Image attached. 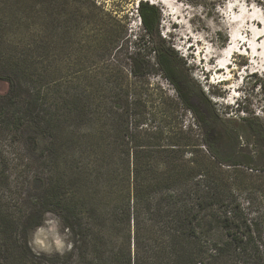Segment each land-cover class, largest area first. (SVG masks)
<instances>
[{
  "label": "trees",
  "instance_id": "obj_1",
  "mask_svg": "<svg viewBox=\"0 0 264 264\" xmlns=\"http://www.w3.org/2000/svg\"><path fill=\"white\" fill-rule=\"evenodd\" d=\"M62 1L75 22L100 24L103 34L86 46L97 68L68 65L67 32L50 20L21 41L19 23L0 9V81L8 85L0 94V264H264V162L250 167L232 132L226 140L183 124L182 110L196 126L219 118L202 92L196 101L160 38L159 9L138 2L143 33L130 45L119 41L125 26L100 16L94 1ZM20 2L30 0L0 5ZM151 58L175 95L150 88ZM245 122L264 154V123ZM47 214L67 234L62 254L30 246Z\"/></svg>",
  "mask_w": 264,
  "mask_h": 264
},
{
  "label": "rangeland",
  "instance_id": "obj_2",
  "mask_svg": "<svg viewBox=\"0 0 264 264\" xmlns=\"http://www.w3.org/2000/svg\"><path fill=\"white\" fill-rule=\"evenodd\" d=\"M91 1L95 2L100 16L103 13L110 14L121 26H125L127 32L119 37V41L120 43L127 41L130 45L143 33L137 14L138 2L148 1L155 5L161 14L158 29L160 38L171 45L180 58V69H183L181 65L185 68L182 75L185 78L188 75L187 78L191 84H194L193 95L196 101L197 99L200 101V92H202L209 100L210 108L216 111L219 118L217 120L210 115L208 121L196 126L194 117L182 110L183 124L185 126L192 124L197 133L202 135L207 128L216 131V134L220 132L226 140L232 132L237 137V150L241 157L250 158V167L263 164L264 154L258 151L255 138L249 133L245 120L255 116L259 122L264 123V0ZM43 2L40 5L38 0H30L27 3L20 2L8 9L0 5V9L9 11L11 16H14L13 22L19 23V29L15 30V33L19 35L21 41L36 37L38 32L36 30L43 23L48 24L50 20L49 25L56 32L60 33L63 29L67 32L65 43L68 49L64 59L68 65L74 71L82 70L83 66L89 64L97 65V68L99 58L90 55L86 46L96 42L103 34L100 24H94L85 16L79 17V22H75L72 15L75 8L68 7L62 0H43ZM80 5H83V8L89 7L87 4ZM44 15L46 20L43 22L41 17ZM254 19L263 22L258 24ZM155 39L157 41L156 36ZM253 41L261 47L256 53H253ZM228 42H232L236 52L227 53L225 47ZM252 55H256L255 59ZM150 64V88L159 87L166 94L175 95L174 87L160 77L153 58L150 59ZM227 64H229L228 68ZM179 86L184 87V84L180 82ZM187 89L189 88L185 85V90ZM7 90V83L0 81V94L6 93ZM238 104L242 108L239 111H237ZM38 144L43 147L44 141L39 140ZM225 151L226 149L220 154ZM6 152L8 153V149L3 148L2 153ZM20 153L26 157L32 156L24 149ZM31 175L29 183H32ZM47 215L41 227L33 232L30 228L26 234L28 237L31 232L29 243L34 251L52 254L54 251L51 250L49 239L52 234L50 224L54 219ZM40 229H42V238L48 240L46 244L38 242L35 238V232ZM64 235L67 239L66 232Z\"/></svg>",
  "mask_w": 264,
  "mask_h": 264
},
{
  "label": "water",
  "instance_id": "obj_3",
  "mask_svg": "<svg viewBox=\"0 0 264 264\" xmlns=\"http://www.w3.org/2000/svg\"><path fill=\"white\" fill-rule=\"evenodd\" d=\"M47 216L50 217L51 219H54V221L50 224L51 225L50 232L52 234L49 239V244H50L51 250L54 251L53 253H62L66 251L67 248H69L66 236L64 235L65 232L64 231L62 232L60 221L57 217H55L52 214H48ZM60 230L61 232H59ZM41 231L42 229H40V231L35 232L34 234L35 238L37 239L38 242L46 244L48 243V240H45V238H42Z\"/></svg>",
  "mask_w": 264,
  "mask_h": 264
},
{
  "label": "bare ground",
  "instance_id": "obj_4",
  "mask_svg": "<svg viewBox=\"0 0 264 264\" xmlns=\"http://www.w3.org/2000/svg\"><path fill=\"white\" fill-rule=\"evenodd\" d=\"M159 2H162V1H164V0H158ZM254 21H257V23L258 24H261L263 21H261L260 19H254ZM257 35V34H256ZM255 35V36H256ZM238 40V39H237ZM255 40V39H254ZM258 39H256L255 41H257ZM244 45V44H243ZM259 46V45H258ZM257 45H256V43L253 41V47H252V49H253V53H256V52H258L260 49H261V47H258ZM262 46V45H261ZM234 48H235V46H232V42H228V44H227V47H225V50H227V53H230V51L231 52H236L235 50H234ZM246 51H247V49H246ZM248 55V54H247ZM251 55H249V57H250ZM253 56V58L255 59V57H256V55H252ZM226 67L228 68L229 67V64H227L226 65ZM220 69H222V68H220ZM211 70V69H210Z\"/></svg>",
  "mask_w": 264,
  "mask_h": 264
}]
</instances>
